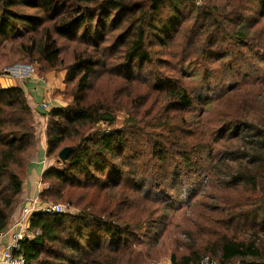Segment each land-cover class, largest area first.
<instances>
[{"label": "rangeland", "instance_id": "rangeland-1", "mask_svg": "<svg viewBox=\"0 0 264 264\" xmlns=\"http://www.w3.org/2000/svg\"><path fill=\"white\" fill-rule=\"evenodd\" d=\"M70 1L62 0L64 3ZM129 1L144 6L151 2ZM245 1H188L182 8L181 20H176L166 30L165 38L161 40L157 34H148L150 56L145 63L128 64L125 60V49L137 23L133 24L131 18H127L129 14H123L117 20V12H113L105 31L95 29L98 32L95 39L101 40L100 49H108L105 54L99 49L96 51L95 59L101 57V64L95 74L64 83V89L59 93L63 102L61 107L70 105L73 94L82 88L87 120L79 127L77 137L66 140L53 155H47L45 172L65 170L66 162L59 159V152L77 144L97 128L106 132L124 130L127 150L122 157L133 162L129 167L131 170H126L128 174L123 180H117V185L113 181L115 178L109 185H101L108 180L107 172L106 175H80L84 178L80 180V186L64 187L68 198L65 194L64 200L51 194L45 197L49 203L62 205L70 217L91 203L89 209L97 216L101 214L105 221L127 229L121 242H110L102 236L98 264H173L174 259L179 262L183 256L192 253L200 257L211 255L212 245L221 236L236 234L242 239L246 233L244 225L253 223L252 219L240 222L233 218V214L241 209L234 207L227 214L226 210L235 206L245 193L241 185L228 189L218 186L219 173L224 170L218 172L212 168L215 160L220 158V149L237 143L229 139V132L223 139L213 142L228 118L241 113L252 122L260 119L264 111V6L259 1ZM161 14L167 19L171 17L168 8ZM23 31L21 29L12 42L0 49V78L13 65L34 64L39 74L32 81L39 85L40 78L46 81L41 64L30 61L19 50L18 37ZM59 45L64 65L57 71L66 72L64 68L73 63L76 51H94L65 39H61ZM160 78L185 88L192 100L191 108L171 109L169 94L153 87ZM40 104L41 101L32 103V108L28 104L32 110L36 142L21 153L24 166L13 165L11 168L23 182L29 164L36 159L38 139L44 130L47 133L49 118L41 112L60 107L48 103L49 108L44 111ZM104 112L116 117L111 128L104 122L92 124ZM198 134H203L201 139L207 145L200 163L203 170L202 166L191 167L185 172L180 167L177 170L176 165L181 160L171 153L182 154L184 150L188 154L194 150L191 147L196 145ZM181 141H186L188 148H183ZM160 147L170 150L161 154L166 156L164 166L158 164ZM209 158L214 159L210 162ZM191 159L192 164L198 163L194 155ZM6 181V176L0 177L1 186ZM54 183V179L45 180L42 191ZM17 199L11 218L17 217L15 212L21 197ZM106 212L113 215L111 219L105 216ZM260 222L261 219H257L255 224ZM109 242L110 246H107Z\"/></svg>", "mask_w": 264, "mask_h": 264}, {"label": "trees", "instance_id": "trees-1", "mask_svg": "<svg viewBox=\"0 0 264 264\" xmlns=\"http://www.w3.org/2000/svg\"><path fill=\"white\" fill-rule=\"evenodd\" d=\"M188 1L206 0H151L148 6L129 0H72L69 3L62 0H0V49L12 42L23 29L22 35L18 37L20 52L30 61L40 63L42 72L47 73L57 71L64 65L62 47L59 45L61 39L92 48L94 51H76L73 63L64 68V83L70 84L79 76L91 77L101 64V57L95 59L98 56L96 51L99 49L105 54L108 49H100L101 40L95 39L98 37L96 30L105 31L113 12H117V20L121 15L129 14L127 18L130 17L133 24L137 23L125 49V60L128 64L136 61L145 63L150 56L148 34H157L161 40L165 38L166 30L176 20H181L182 8ZM256 1L264 6V0L245 2ZM165 8L171 12L169 19L161 14ZM239 8L242 9L243 6ZM79 32L81 34L78 36ZM153 87L169 94L171 109L191 108L192 100L187 90L178 88L171 80L156 79ZM85 100L84 89L79 88L73 94L70 105L41 112L49 118L48 156L53 155L66 140L79 135V127L87 120ZM242 110L244 111V107ZM230 118L213 142H217L218 138L223 139L229 132V139L236 140L237 143L221 148L220 158L215 160L212 168L218 169V172L224 170L219 173L221 180H218V186L228 189L241 185L245 193L242 199L234 203L235 206L226 210L227 214L234 207L241 209L232 213L233 218L240 222L252 219L253 223L247 227L244 225L246 233L242 239L236 234L221 236L212 245L211 255L200 257L192 253L183 256L179 262L174 259L173 264H205V259L207 264H264V111L260 119L256 118L252 122L241 113ZM98 122H104L111 128L116 117L104 112L92 124ZM240 132H243L242 135ZM201 136L203 134H198V137L196 135L197 143L188 154L184 150L182 154L171 153L181 160L176 169L180 167L185 172L191 167L202 166L200 163L203 162L207 145ZM35 142L32 110L23 89L0 87V177H7L4 185L1 186L0 183V234L7 230L18 204L17 198L20 199L22 194L23 180L11 168L13 165L24 166L20 155ZM126 142L125 132L121 129L106 132L97 128L94 133L82 137L72 146L74 151L65 163V170L44 172L42 183L51 179L55 183L40 193V199L48 202L45 197L51 194L64 200V187L80 186V180L84 179L80 175H106L107 172L108 180L101 185H109L112 178H115L113 181L117 185V180H123L128 174L126 170H131L129 167L133 166L130 159L122 157L127 150ZM172 143L177 146L175 141ZM181 146L188 148L186 141H181ZM169 152L170 150L162 147L158 149L159 155ZM162 155L158 163L160 166H164L166 161V156ZM192 155L197 158L198 163L192 164ZM213 159L209 158V161ZM201 168L203 170V166ZM66 201L69 203L70 200ZM91 206L89 203L72 217L68 213L32 215L29 231L34 233V238H27L21 243L25 264H98L102 236L110 242H121L123 236L127 235V229L105 221L101 214L97 216L89 209ZM105 216L111 219L113 215L106 212ZM257 219H261L259 225L255 224ZM110 242L107 246H110Z\"/></svg>", "mask_w": 264, "mask_h": 264}, {"label": "crops", "instance_id": "crops-1", "mask_svg": "<svg viewBox=\"0 0 264 264\" xmlns=\"http://www.w3.org/2000/svg\"><path fill=\"white\" fill-rule=\"evenodd\" d=\"M65 71H50L44 73L46 78L45 83H35L32 80L23 81L21 79L11 78L3 76L0 78L1 88L19 87L23 89L28 104L32 108V103L35 102H47L52 106H62V100L59 93L64 89ZM43 116V115H42ZM48 140L47 133L43 132L37 142L36 159L33 160L27 168V177L23 182L21 203L15 212V215L19 217L21 211V204L23 205L27 199L35 198L42 192V175L44 174L48 164ZM13 217L10 220L7 230L0 234V249L8 242L9 234L8 230L11 224L17 219ZM1 264V261H0Z\"/></svg>", "mask_w": 264, "mask_h": 264}, {"label": "built area", "instance_id": "built-area-1", "mask_svg": "<svg viewBox=\"0 0 264 264\" xmlns=\"http://www.w3.org/2000/svg\"><path fill=\"white\" fill-rule=\"evenodd\" d=\"M38 69L34 64H16L5 71L6 77L21 79L23 81L32 80L34 76H37ZM39 82L45 83L44 78H40ZM42 110L47 111L49 104L42 102L40 104ZM43 186V183H42ZM44 188V187H42ZM46 214L54 215L60 213H66L65 208L59 204H52L45 202L40 197L27 199L21 207L20 215L11 224L9 230L8 242L0 249V261L1 264H25V257L21 250V243L27 238H34V233L29 231V224L32 215L34 214ZM208 263L207 259L204 261Z\"/></svg>", "mask_w": 264, "mask_h": 264}, {"label": "water", "instance_id": "water-1", "mask_svg": "<svg viewBox=\"0 0 264 264\" xmlns=\"http://www.w3.org/2000/svg\"><path fill=\"white\" fill-rule=\"evenodd\" d=\"M74 148L72 146L64 147L60 152H59V159L62 162H66L69 156L73 153Z\"/></svg>", "mask_w": 264, "mask_h": 264}]
</instances>
